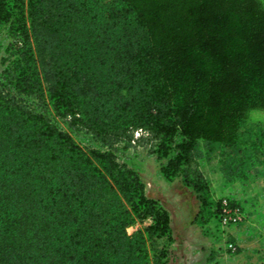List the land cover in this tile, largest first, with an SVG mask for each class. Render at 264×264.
<instances>
[{
  "label": "trees",
  "instance_id": "1",
  "mask_svg": "<svg viewBox=\"0 0 264 264\" xmlns=\"http://www.w3.org/2000/svg\"><path fill=\"white\" fill-rule=\"evenodd\" d=\"M194 23L214 31L205 47L211 72L183 35ZM4 28L20 47L0 71V264H147L115 189L135 212L151 210L157 237L169 215L117 162L116 144L152 140L198 190L202 128L194 124L204 109L234 118L263 102L264 8L257 0H0ZM49 107L106 149L85 150Z\"/></svg>",
  "mask_w": 264,
  "mask_h": 264
},
{
  "label": "rangeland",
  "instance_id": "2",
  "mask_svg": "<svg viewBox=\"0 0 264 264\" xmlns=\"http://www.w3.org/2000/svg\"><path fill=\"white\" fill-rule=\"evenodd\" d=\"M264 8V0H257ZM210 30V32H209ZM211 27L193 24L183 35L191 43L200 45L197 52L204 56L207 71L215 63L207 56V39L213 33ZM20 47L18 41L8 36L6 28L0 32V71L9 55ZM218 65V64H217ZM206 71L205 77H210ZM47 99L48 95L45 93ZM208 94L202 95V106L207 105ZM262 104L244 108L241 116L216 118L208 114L197 120L194 127H201L196 137L202 155L199 171L202 184L198 190L186 184L168 158L159 159L157 146L152 140H132L116 144L114 154L118 163L137 173L147 199L155 208L169 215V229L160 237L150 233L154 215L141 205L138 211L119 193L117 196L129 210V223L125 227L128 236L138 234L147 264H264V99ZM48 103L51 101L48 99ZM225 104V105H224ZM221 107L226 113L228 105ZM33 106L32 103H30ZM52 119L69 132L85 150L90 147L106 149L90 139L89 134H75L67 120L49 107ZM98 167L99 164H97ZM109 181L113 184L112 180ZM114 185V184H113ZM229 199L238 204L244 214V222L223 225L216 203ZM136 243V242H135ZM161 251H165L163 256Z\"/></svg>",
  "mask_w": 264,
  "mask_h": 264
},
{
  "label": "built area",
  "instance_id": "3",
  "mask_svg": "<svg viewBox=\"0 0 264 264\" xmlns=\"http://www.w3.org/2000/svg\"><path fill=\"white\" fill-rule=\"evenodd\" d=\"M244 219V214L238 205H232L225 198L221 200L220 220L223 225L242 224Z\"/></svg>",
  "mask_w": 264,
  "mask_h": 264
}]
</instances>
